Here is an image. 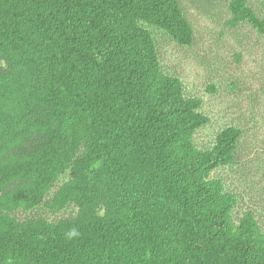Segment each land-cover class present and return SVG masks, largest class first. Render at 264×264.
Segmentation results:
<instances>
[{
	"label": "trees",
	"instance_id": "trees-1",
	"mask_svg": "<svg viewBox=\"0 0 264 264\" xmlns=\"http://www.w3.org/2000/svg\"><path fill=\"white\" fill-rule=\"evenodd\" d=\"M257 1L228 24L264 36ZM151 29L193 41L179 0H0V264H264V209L215 173L242 127L197 136Z\"/></svg>",
	"mask_w": 264,
	"mask_h": 264
},
{
	"label": "rangeland",
	"instance_id": "rangeland-1",
	"mask_svg": "<svg viewBox=\"0 0 264 264\" xmlns=\"http://www.w3.org/2000/svg\"><path fill=\"white\" fill-rule=\"evenodd\" d=\"M228 1L179 0L194 31L190 45H179L160 30L151 31L164 71L180 77L186 93L202 101L201 111L209 121L198 130L197 136L206 140L226 125L242 127L240 163L219 168L215 173L226 177L231 188L244 193V203H256L261 211L264 209V36L245 22L228 24L231 17ZM250 2L259 9L257 0Z\"/></svg>",
	"mask_w": 264,
	"mask_h": 264
}]
</instances>
